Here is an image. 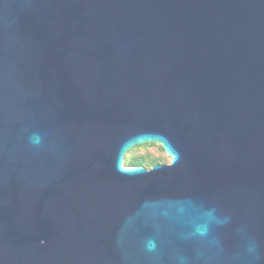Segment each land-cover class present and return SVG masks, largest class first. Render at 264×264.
Listing matches in <instances>:
<instances>
[{"label": "water", "instance_id": "obj_1", "mask_svg": "<svg viewBox=\"0 0 264 264\" xmlns=\"http://www.w3.org/2000/svg\"><path fill=\"white\" fill-rule=\"evenodd\" d=\"M0 264H264V0H0Z\"/></svg>", "mask_w": 264, "mask_h": 264}, {"label": "rangeland", "instance_id": "obj_2", "mask_svg": "<svg viewBox=\"0 0 264 264\" xmlns=\"http://www.w3.org/2000/svg\"><path fill=\"white\" fill-rule=\"evenodd\" d=\"M171 157L164 151L158 143H145L130 149L124 158V165L129 166L134 163L151 168L155 164H169Z\"/></svg>", "mask_w": 264, "mask_h": 264}, {"label": "trees", "instance_id": "obj_3", "mask_svg": "<svg viewBox=\"0 0 264 264\" xmlns=\"http://www.w3.org/2000/svg\"><path fill=\"white\" fill-rule=\"evenodd\" d=\"M141 164L138 163H134L133 165H129V166H140Z\"/></svg>", "mask_w": 264, "mask_h": 264}]
</instances>
